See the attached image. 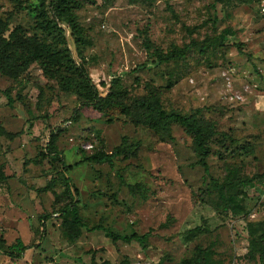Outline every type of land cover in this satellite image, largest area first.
<instances>
[{
  "label": "rangeland",
  "instance_id": "rangeland-1",
  "mask_svg": "<svg viewBox=\"0 0 264 264\" xmlns=\"http://www.w3.org/2000/svg\"><path fill=\"white\" fill-rule=\"evenodd\" d=\"M78 1L71 36L65 25L63 33L44 30L47 0H0V52L18 28L22 41L59 59L50 65L40 56L0 72V241L39 244L18 260L0 254V264H259L248 255V225L253 238L264 236V17L254 0ZM191 43L166 63L152 55ZM74 58L103 97L119 92L128 107L146 99L211 123L217 135L207 142L208 172L178 124L154 130L145 114L132 108L125 116L114 101L70 119L83 99L66 68ZM62 74L71 89L62 87ZM50 133L53 150L73 166L67 177L82 227L72 238L63 225L71 217L58 212L72 194L57 159L39 156ZM124 139L128 159L86 161ZM246 180L252 185H239ZM127 185L145 193L131 194ZM148 231L144 245L106 236Z\"/></svg>",
  "mask_w": 264,
  "mask_h": 264
},
{
  "label": "trees",
  "instance_id": "trees-1",
  "mask_svg": "<svg viewBox=\"0 0 264 264\" xmlns=\"http://www.w3.org/2000/svg\"><path fill=\"white\" fill-rule=\"evenodd\" d=\"M86 2H91V0H85ZM256 3V0H254ZM80 2L78 0H47V11L50 15V19L46 22L44 26V30L51 32L55 29L59 30L63 33L61 26L65 25L72 36L73 31H76L77 24H76V15L75 11L79 9ZM1 33V32H0ZM62 36V34H61ZM63 37V36H62ZM229 37V32L224 31L219 39V45L223 46ZM10 40L4 43L3 50L0 52L1 55H5L9 52L8 59L4 64L0 66V72L5 73V71L13 67L15 64H19L22 68L26 67L31 61H34L38 57H44L46 61L50 65H58L59 59L56 58L54 55L50 54L48 48L44 45L40 46V49H36L30 47L28 42L22 41L19 36L18 28L14 29L11 34L9 35ZM192 44V45H191ZM188 46L179 49L174 48L170 52H168L165 56H161L160 52L157 49H154L152 55L155 57L156 61L159 63H166L172 61L176 58L182 57L191 50L193 47L196 46L195 43H191ZM146 49H150L149 44H145ZM240 49V47H238ZM69 50V49H68ZM67 50V51H68ZM68 61V60H67ZM70 69L77 75V81L75 86L81 91L83 99L79 102L77 107L72 113L70 119L77 120L80 114V111L83 108L92 107L98 108L105 102H112L114 101V105L117 107L119 112L125 116H130L133 109L139 110L141 113L145 114L150 121L151 127L154 130H164L167 132V127L169 124L175 123L178 124L184 131L189 134L192 138L195 151L199 157L197 165L201 166L204 171L208 172V167L206 164V158L208 156V146L207 142L210 137L217 135V132L214 130V127L211 123L203 124L197 118L198 112H195L189 116H182L176 113H166L155 101H149L146 99L135 100L132 106L128 107L123 103V96L119 92H113L111 95L103 97L97 87L93 84L91 78L89 77L85 67L81 64H78L76 59H70L67 62V70ZM61 75V72L57 69ZM73 73V74H74ZM63 75V74H62ZM63 82L62 87L65 90H69L72 88V79L67 77V75H63ZM116 81H113V85ZM4 95L9 100V105H11V100L8 96L7 91H3ZM114 96V100L110 98ZM220 136L226 137L225 134L221 133ZM127 145L126 140H122V145L120 147L115 148L110 154H101L99 156H93L87 158L86 161L89 162H96V163H107L108 165H112V162L117 157H123L124 159H128L131 157L130 150L123 149ZM54 149V140L53 134L50 133L48 137V141L43 148V152L39 154L40 158L44 159L46 157H55L61 167L62 175L64 176V184L69 189V194H72L70 201L65 204L62 208L58 210L59 215L64 218L67 216L71 217V221L67 222L64 220L63 225L66 227L68 231L69 237H75L77 235V231L79 228L82 227V223L79 218L78 210H77V191L73 189L70 185V179L67 177V172L72 169L73 166H65L63 164L62 159L59 155L53 150ZM37 163V161H33ZM79 165L78 163L74 164V166ZM238 185V183H236ZM239 185H252V180H246L239 182ZM128 191L131 194H139L143 195L145 193V188L141 185H127ZM219 190L222 187H218ZM222 197V196H221ZM225 201V198H222ZM57 203V201H56ZM93 230L97 231H104L100 226L93 228ZM248 233L252 237L249 242V251L248 255L250 257H257L259 264H264V236L263 234H258L256 238L255 236L254 226L249 224L248 225ZM151 232L148 231L142 235L132 234L130 236H119L113 233L106 232L107 238L111 240L112 243H116L121 241L123 243H130L132 241H136L141 245L147 241ZM43 232L39 237V240H42ZM39 248V244H31V245H24L20 239H16L12 244L6 245L4 242L0 241V254L11 259V260H18L21 259L24 253L32 248ZM90 264H97L93 260ZM101 264H109L108 262H103ZM196 264V262H195Z\"/></svg>",
  "mask_w": 264,
  "mask_h": 264
},
{
  "label": "built area",
  "instance_id": "built-area-1",
  "mask_svg": "<svg viewBox=\"0 0 264 264\" xmlns=\"http://www.w3.org/2000/svg\"><path fill=\"white\" fill-rule=\"evenodd\" d=\"M256 5L259 15L264 17V0H256Z\"/></svg>",
  "mask_w": 264,
  "mask_h": 264
}]
</instances>
